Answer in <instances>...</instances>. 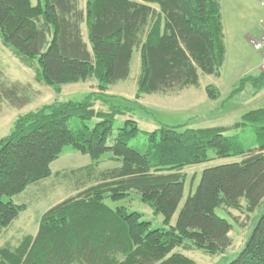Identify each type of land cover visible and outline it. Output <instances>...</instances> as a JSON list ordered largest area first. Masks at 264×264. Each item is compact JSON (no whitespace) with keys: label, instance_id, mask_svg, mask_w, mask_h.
Listing matches in <instances>:
<instances>
[{"label":"trees","instance_id":"trees-1","mask_svg":"<svg viewBox=\"0 0 264 264\" xmlns=\"http://www.w3.org/2000/svg\"><path fill=\"white\" fill-rule=\"evenodd\" d=\"M0 36L26 66L38 64L37 82L58 93L91 79L106 92L130 77L137 51L138 97L198 86L200 71L221 74L227 54L219 0H0ZM248 83L263 90L264 72L243 77L233 95ZM206 90L219 97L214 86ZM113 98L103 100L106 109L97 108V92L82 101L43 105L18 116L0 139V236L25 209L5 196L51 176L65 147L94 161L111 150L122 162L47 210L35 235L24 236L16 248L0 246V264H197L184 250L216 254L232 245V224L217 214L218 207L240 208L245 198L254 212L264 200V107L227 126L162 125L139 143L142 130L132 118L114 136L116 117L129 109ZM30 101L26 84L6 83L0 69V108L7 103L22 109ZM231 157L242 160L203 171L172 225L185 193L182 170ZM133 194L164 216V227L106 203ZM228 264H264V213Z\"/></svg>","mask_w":264,"mask_h":264},{"label":"rangeland","instance_id":"rangeland-1","mask_svg":"<svg viewBox=\"0 0 264 264\" xmlns=\"http://www.w3.org/2000/svg\"><path fill=\"white\" fill-rule=\"evenodd\" d=\"M219 2L227 47L221 74L210 75L200 71L198 86L144 93L140 97H138V78L141 56L138 51L135 52L132 60L130 77L109 87L106 92L102 93L98 82L91 79L66 84L58 93L53 87L37 82L38 64L34 67L26 66L14 55L10 47L4 45L0 36V69L4 81L6 83L19 81L26 84L31 97L30 103L22 109L13 108L7 103L1 106L0 139L11 132L18 116L56 101H82L93 92L100 95L97 101L99 109L107 108L106 103L103 102L107 95L114 97L112 102L115 105H123L129 109L126 115L121 114L116 117L114 136L124 122L132 118L139 123L142 130L137 140L139 143L144 140L145 132H152L162 125L227 126L239 121L243 112L249 108L264 107V89L257 92L251 83H248L242 92L233 95L235 89L241 85L240 81L243 77L258 76L261 73V56L254 47V41L264 30V0H219ZM209 85L215 87L219 97L215 99L209 97L206 90ZM245 138L251 142L254 135L251 131H247ZM136 142L133 143L137 144ZM109 143L112 144V140ZM113 157V152L109 150L100 160L94 161L89 155L75 150L72 146L65 147L61 156L51 164V176L31 184L20 194L13 197L5 196V200L12 199L17 204H24L25 209L9 227L3 230L0 246L16 248L24 236L34 235L39 228L42 215L47 210L99 182L103 171L122 164ZM241 160L242 157L214 158L206 163L185 167L182 170L185 175V193L172 219V225L176 224L181 208L188 195L199 184L206 168ZM106 203L113 208L124 206L129 211L142 213L143 218L150 221L153 228L164 227V216L156 214L153 208L142 202L137 194L118 202L107 199ZM246 204V199L243 198L240 208L223 206L216 209L219 216L226 218L232 224L230 235L233 242L226 251L209 254L202 249L190 248L191 250L183 249L184 253L197 264H228L236 259L264 213V200L254 212L248 211Z\"/></svg>","mask_w":264,"mask_h":264},{"label":"built area","instance_id":"built-area-1","mask_svg":"<svg viewBox=\"0 0 264 264\" xmlns=\"http://www.w3.org/2000/svg\"><path fill=\"white\" fill-rule=\"evenodd\" d=\"M255 49L260 53L261 56V71L264 72V32L262 35L254 41Z\"/></svg>","mask_w":264,"mask_h":264},{"label":"crops","instance_id":"crops-1","mask_svg":"<svg viewBox=\"0 0 264 264\" xmlns=\"http://www.w3.org/2000/svg\"><path fill=\"white\" fill-rule=\"evenodd\" d=\"M135 1H138V0H135ZM263 32H264V30L260 32V34L258 35V38L262 35ZM261 72H262V71H261ZM257 108H261V107H254V108L252 107V108H249L248 110H246L245 112H247V111H249V110L257 109ZM245 112H243V114H244ZM243 114H242V115H243ZM242 115H241V117H242ZM241 117H240V119H241ZM219 126H226V125H219ZM37 231H38V230H37ZM36 233H37V232H36ZM36 233H35V234H36ZM35 234H34V235H35Z\"/></svg>","mask_w":264,"mask_h":264}]
</instances>
